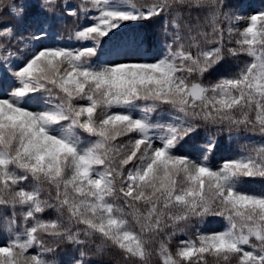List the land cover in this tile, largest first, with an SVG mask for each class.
I'll return each instance as SVG.
<instances>
[{"label": "snow or ice", "instance_id": "snow-or-ice-1", "mask_svg": "<svg viewBox=\"0 0 264 264\" xmlns=\"http://www.w3.org/2000/svg\"><path fill=\"white\" fill-rule=\"evenodd\" d=\"M256 184L264 0H0V264H264Z\"/></svg>", "mask_w": 264, "mask_h": 264}, {"label": "trees", "instance_id": "trees-1", "mask_svg": "<svg viewBox=\"0 0 264 264\" xmlns=\"http://www.w3.org/2000/svg\"><path fill=\"white\" fill-rule=\"evenodd\" d=\"M245 3L248 4H254L259 6L260 5V0H245ZM142 31H148V32H158L159 31V21H154L151 23H146L145 28L141 29ZM129 31H132V29H129ZM62 35L65 37V44H68L70 42L67 41V36H68V31L67 30H62ZM62 46H64V44H62ZM156 54V49H152L149 48L148 52L146 53L147 57L152 58L154 55ZM248 58L246 57H241V61L239 63H243L245 60H247ZM236 67V62H230L229 64V68L232 70H235ZM208 79H215V77H208L206 78L205 82H207ZM164 113H167L169 111H171V109L168 108V106H164V108L161 110ZM160 113L158 112L156 115H159ZM165 119L167 118V116L165 115L164 117ZM246 139H250L252 141H260L261 138L259 136H248ZM220 143H221V150L214 156L212 163L213 164H217L219 163L222 159L225 158H230L233 155L236 154V150L238 147V144L235 140H230L227 135L221 136L219 137ZM241 143L244 142V140L240 141ZM245 190H250V191H261L264 190V185L261 184H256V185H252V186H246ZM45 218H54V213L51 212H46L44 214ZM222 225V222L219 223H210V224H206L203 228H201V231H214V230H220ZM187 236H177L174 240H173V248L175 247L176 243L181 240V239H187ZM61 259H63V257H61Z\"/></svg>", "mask_w": 264, "mask_h": 264}, {"label": "rangeland", "instance_id": "rangeland-1", "mask_svg": "<svg viewBox=\"0 0 264 264\" xmlns=\"http://www.w3.org/2000/svg\"><path fill=\"white\" fill-rule=\"evenodd\" d=\"M146 58H150V57H147V56H146Z\"/></svg>", "mask_w": 264, "mask_h": 264}]
</instances>
